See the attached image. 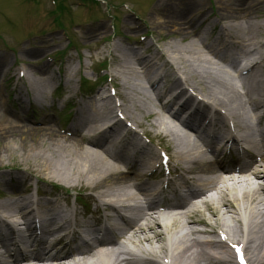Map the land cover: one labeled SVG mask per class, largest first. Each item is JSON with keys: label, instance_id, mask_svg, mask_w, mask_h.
Here are the masks:
<instances>
[{"label": "bare ground", "instance_id": "1", "mask_svg": "<svg viewBox=\"0 0 264 264\" xmlns=\"http://www.w3.org/2000/svg\"><path fill=\"white\" fill-rule=\"evenodd\" d=\"M246 2L219 0L222 24L230 23L239 33L252 31L248 40L234 43V53L228 54L229 45H221L219 39L217 44L206 42V22L199 24L198 16H194L201 10V1L184 6L179 0H163L156 9L158 16L175 27L173 35L187 44L168 45L166 52L151 45L145 55L115 47L119 54L111 76L120 89L117 97L125 98L129 107L145 116H157L154 127L161 128L162 135L171 140L165 147L175 160L172 178L159 177L161 157L136 140L137 131L125 129L128 118L124 122L111 119L113 112L127 115L128 108L125 104L114 106L112 97L104 91L86 92L76 125L66 131H56L49 119L43 121L42 128L25 132L13 123L6 124L3 135H39L54 141L56 148L50 149V154H34L43 163L38 161L42 172L60 177L78 191L90 189V197L98 204L97 221L124 218L127 226L120 224L125 228L122 242L101 241L80 253L72 247L68 232L73 228L76 208L67 200L62 205L53 193L38 192V198L21 195L0 203V234L5 238L4 225L11 229L14 249L9 256L24 257L1 264H229L225 253L230 257L234 247L242 250L251 264H264V24H251L253 18L262 16L264 0H253L249 5ZM184 59L188 75L182 66ZM172 61L175 72L169 74L166 68H174ZM239 63L242 68H237ZM30 72L34 93L54 78L44 67ZM138 96L147 102L155 100L160 113L141 106ZM18 100L21 102V98ZM36 101L42 103L38 98ZM219 127L223 129L221 136L216 131ZM237 142L244 146L250 162L222 156L229 144ZM35 172L29 168V177ZM167 188L172 192L184 188L190 195L162 205L158 198ZM13 195L18 197L20 193ZM41 195L48 200L44 202ZM203 210L216 218L214 227L200 217ZM101 214L103 217H99ZM51 226L61 236L54 238L47 229ZM113 228L122 229L116 225ZM21 230L34 235L35 245L29 249L36 252L33 259L22 253L27 240L19 236ZM92 231V227L86 230L85 237ZM202 236L222 240L210 241ZM153 241L159 245L152 247ZM142 242L150 248L139 250L150 259L123 258L134 255L131 247H139ZM209 249H216L217 255Z\"/></svg>", "mask_w": 264, "mask_h": 264}, {"label": "rangeland", "instance_id": "2", "mask_svg": "<svg viewBox=\"0 0 264 264\" xmlns=\"http://www.w3.org/2000/svg\"><path fill=\"white\" fill-rule=\"evenodd\" d=\"M162 1L101 0L96 3L92 0H0V203L22 198L23 194L24 198L36 197L37 191L53 193L60 198L62 205L67 200L72 208H76L77 219L80 220L86 206L76 204L75 196L82 193L90 210L98 208V204L90 197L93 194L90 189L78 191L71 188L69 183L61 181L60 177L42 172L39 165L42 161L35 158L34 154H50V149L56 148L54 141L39 135L30 138L20 133H15L14 137L3 135L7 123L19 126L25 132L28 128H42L45 119L51 120L49 123H52L56 131L71 129L81 113V108L76 107L84 104V93L88 92L85 88L104 91L112 97L114 106L127 105L128 114L123 112V115L138 131L142 145L154 155L160 154L161 145H169L170 138H165L161 128L153 125L156 115L145 116L138 109L129 107L125 98H114L112 89H115L116 94L120 89L111 76L117 65L116 55L119 54L115 51L116 46L122 47L124 51L135 49L145 55L147 47L151 45L166 52L168 45L188 43L180 42L181 37L173 35L175 27L166 18L156 14ZM179 1L184 6L201 1V10L193 15L198 16L199 24L206 22L203 26L207 30L206 42L217 44L218 39L221 40V45H229L228 54L234 53L236 41L248 40L252 34V31L235 32L228 22L229 26L222 24L224 17L219 0ZM251 2L253 0H247L246 4ZM262 9V16L259 19L253 18L251 24H264V5ZM185 61L182 66L188 75ZM172 62L174 68H166L169 74L175 72V62ZM41 67L48 69L54 78L34 93L30 88L33 77L30 70ZM238 67L242 68L240 63ZM230 71L236 77L234 70ZM262 71L264 73V68ZM236 84H240L237 78ZM161 85L168 87L164 83ZM262 86L264 88V84ZM138 97L141 106L147 105L155 114L160 113L155 100L147 102L144 97ZM36 98L42 103L37 102ZM113 117H116L114 112L111 119ZM143 134L157 142L149 144L142 137ZM29 168L36 171L31 177L28 175ZM13 192H19L20 195L15 197ZM42 200L46 202L48 199ZM200 217L212 227L216 225L217 220L209 211L203 210ZM231 224L237 227L235 223ZM197 228L203 229L202 226ZM202 238L210 241L218 239L215 236ZM240 239L243 240L242 236ZM151 245L157 247L159 244L153 241ZM140 248L149 249L150 245L142 242L139 247H131V251L151 257L141 253ZM209 251L217 255L216 249ZM233 257L231 251L230 257L225 253V258L230 260L229 264H235Z\"/></svg>", "mask_w": 264, "mask_h": 264}]
</instances>
